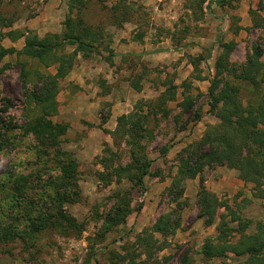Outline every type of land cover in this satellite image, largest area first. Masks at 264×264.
Here are the masks:
<instances>
[{"label":"rangeland","instance_id":"1","mask_svg":"<svg viewBox=\"0 0 264 264\" xmlns=\"http://www.w3.org/2000/svg\"><path fill=\"white\" fill-rule=\"evenodd\" d=\"M189 1L90 0L77 14L76 9L69 13L67 0H0V12L5 20L13 19L12 25L4 28L5 30L30 29L40 36L47 32H60L65 17L70 15L71 18L79 16L83 24L92 29L102 28L104 33V37L96 45L97 53H91L88 57L77 54L73 67L59 82L56 95L58 112L51 117L54 122L66 123L68 126L66 133L59 137V143L78 163V186L82 200L64 204V209L83 222L84 229L81 232L63 234L56 228H47L38 234L32 244H1L0 264H112L110 259L113 253H125L127 249L133 264H182L186 250L190 251L192 264H209L196 252L205 238L216 233L218 219L214 218L205 224V217L199 215L197 198L201 186L215 193L222 202L232 204L236 196L237 202L244 204L241 209L242 216L252 220L247 232L255 230L257 220L264 222V198L252 196L251 183H244L237 177L236 171L232 175L230 169L225 166L204 168L201 174L202 182L199 181V176L186 179L183 184L184 193L175 201L168 193L167 188L176 172V155L190 142L198 140L208 124L218 121L210 113L207 116L209 119H205L204 113H208L206 93L214 73L215 56L220 50L217 40H234L236 47L230 55V60L242 63L252 43H261L264 37V30L251 27L249 14V9L258 8L259 0H231L230 5L223 6L213 2L210 9L200 15L199 19H195L188 8ZM260 1L263 8L258 12L264 16V0ZM115 2L128 7L127 21L121 20L122 8L117 16L114 15L112 6ZM233 17L236 18V25L241 27L236 34L230 28ZM115 18L118 20V26L114 24ZM42 22L45 24L42 25ZM118 29L120 32L117 33ZM3 44L6 47L13 46L7 37ZM20 46L21 42H17L15 48ZM123 46L128 48V51L123 54L124 60L122 59L123 63L120 65V59L117 58L119 53L114 50ZM177 47L181 49H176ZM65 50L71 52L73 47L68 46ZM109 50L112 55L107 60L110 56ZM208 52H211V55L202 60L197 69V72L201 70V74L205 76V79L201 80L204 81V91H201L199 86L192 85L193 78L190 77L194 71L188 59L197 54L205 56ZM262 61L264 62V57ZM22 63L27 70L26 75L23 74ZM3 64L7 66L0 71V115L9 126H19L26 119L25 90L34 87L35 71L54 73L55 70L53 66L44 68L33 59L22 55L17 58L15 54L5 56L0 66ZM114 73H117L119 78H126L131 74L133 81H142L141 87H145L144 93L151 96L150 100L170 84H175L176 100L166 104L170 108L169 116L161 117L160 113L148 115L147 126L152 131V138L147 139L144 147L152 159L151 171H154L155 175H147L144 178V191L134 190L132 193V204H142L141 209L129 214L125 223L114 227L98 242L93 238L101 224L102 216L109 211L113 203L114 192L131 186L126 179L117 182L114 178L104 184L98 178L99 173L103 172L100 159L107 155L103 152L104 148L115 150V146L112 136L100 128L101 123L109 117L113 101L104 99L108 94H101L107 89L106 86L97 90L96 84L106 74L112 79ZM141 73L143 77L138 78ZM183 82L191 84L187 89L188 95L200 94L193 103V109L200 111L197 120H191V110L180 112L176 105V101L183 97ZM240 95L245 102L250 95L249 89L243 86ZM142 110L145 113L148 109L142 107ZM173 116H178L175 121ZM19 131L18 128L9 129L7 133L14 134ZM18 139L15 147L0 150V178L12 168L14 172L30 173L31 179L38 174L43 179L52 178L57 174V169L51 167L49 155L41 159L49 160L41 168L42 172H35L39 160L34 159L35 149L32 148L34 143L31 137L19 134L15 136L14 141ZM163 145H171L165 156L159 154ZM127 149L128 147L121 143L118 156H111V161L115 165L127 163L130 160ZM218 168L223 169L227 180L224 187L217 183L223 175L214 176L210 172ZM244 200L250 201L245 203ZM171 209L176 210L172 220L179 216L180 228L166 236L148 231L160 214ZM143 230H147L145 236L149 238L152 233L153 238L158 240L155 247H161L159 250L152 247L150 256L143 247L133 243L136 235ZM241 258L215 260L217 264H223Z\"/></svg>","mask_w":264,"mask_h":264},{"label":"trees","instance_id":"2","mask_svg":"<svg viewBox=\"0 0 264 264\" xmlns=\"http://www.w3.org/2000/svg\"><path fill=\"white\" fill-rule=\"evenodd\" d=\"M90 0H67L69 13L76 9L80 13ZM218 6L231 4V0H190L188 8L191 9L195 19H199L205 11L210 9L211 3ZM117 3V4H116ZM257 9H249L251 27L264 30V16L258 11L263 8L259 0ZM127 21L129 9L118 2L112 6L114 15L118 13ZM113 15V16H114ZM11 18V17H10ZM13 19L5 20L0 12V63L7 55L15 54L18 57L25 56L37 61L44 68L54 67V73L36 70L34 87L25 90L24 111L26 119L22 125L9 126L0 115V150L15 147L19 141L16 135L30 136L34 145V159L37 162L35 172H42L41 168L49 160H41L49 155L51 167L57 169V174L49 179L37 177L30 178V173L14 172L7 170L0 178V245L11 242L33 243L38 234L47 228H56L61 233L81 232L84 224L64 209V204L77 203L82 200L78 186V163L73 155L60 147L59 137L67 130L66 123L54 122L51 117L58 112L56 95L59 91V82L65 78L73 67L77 54L88 57L91 53H97L96 45L104 37L103 29H92L83 24L79 16L71 18L67 15L63 21L60 32H47L40 36L30 29L12 30L10 27ZM116 26L118 20H114ZM231 30L237 33L241 28L236 25V18H231ZM12 40L24 37V44L20 49L13 46L6 47L4 38ZM139 37V36H138ZM137 39H140L138 38ZM219 51L214 60V73L209 80L206 96L208 98V113L214 115L218 121L208 124L203 135L190 142L176 155V172L172 177L167 190L175 201L184 193V182L188 178L199 176L202 182L204 168L225 166L237 172V177L244 183H251L252 196L264 198V37L260 42H254L250 50L246 51L245 60L242 63L232 62L230 55L236 47V42L217 40ZM72 46L73 50L67 52L66 47ZM176 49H181L177 47ZM110 59L112 51L109 50ZM211 52L205 56L197 54L189 57L193 67L191 79L204 80L201 70L197 72L199 63L209 58ZM125 56V55H124ZM124 60V59H123ZM7 64L0 66L2 71ZM23 74L27 70L22 63ZM196 71V72H195ZM131 75V74H130ZM128 75L130 85L137 91L141 90L140 82L133 81ZM143 77L142 73L138 78ZM103 89L105 81L98 82ZM188 82L182 83L183 97L176 101L180 112L191 110L193 119L200 117L199 109H193L195 99L200 95H188ZM246 86L250 95L245 102L241 97V89ZM175 84H170L153 100L141 99L136 102L131 112L119 115L116 118V126L108 130L101 123L103 132L112 136L115 150L104 148L106 156L101 157L100 163L103 172L98 178L104 184H108L114 178L117 182L126 179L131 183L128 189L115 191L113 203L110 209L102 217L101 224L93 238L100 242L107 232L114 227L126 222L129 214L139 211L142 204H132L134 190L144 191L147 175H155L151 171L152 159L149 158L144 144L152 138V131L148 128L149 113L161 117H167L170 108L168 101L176 100ZM107 88V87H106ZM108 89V88H107ZM101 93L104 95L108 90ZM0 97V102H1ZM142 107H147L144 113ZM2 109L0 108V113ZM33 113V114H32ZM158 115V114H157ZM173 120L178 116H173ZM174 120V121H175ZM104 121V120H103ZM19 129V133H7L9 129ZM121 143L128 147L130 160L125 164H114L110 157H117ZM31 148V149H32ZM171 145H163L159 154L165 156ZM50 167V168H51ZM39 201H42L39 203ZM199 215L205 217V224L214 218L218 219L216 233L205 238L197 254H200L205 262L219 258L242 257L237 261L229 260L223 264H264V222L257 220L255 230L247 232L252 222L251 219L242 216L241 209L244 204L237 202L236 196L232 204L222 202L215 193L201 186L198 191ZM246 201L250 200H244ZM178 205V203H177ZM176 210L160 214L148 231L159 232L162 236L173 234L180 228L179 216L172 220ZM234 223V224H233ZM147 230H143L134 240V244L144 248L150 256L152 247H155L157 239L152 233L149 238L145 236ZM159 250L161 247L156 246ZM125 253L114 252L110 261L112 264H133ZM182 264H192L190 251L184 253Z\"/></svg>","mask_w":264,"mask_h":264},{"label":"crops","instance_id":"3","mask_svg":"<svg viewBox=\"0 0 264 264\" xmlns=\"http://www.w3.org/2000/svg\"><path fill=\"white\" fill-rule=\"evenodd\" d=\"M42 25L45 24L44 22L41 23ZM46 31V30H45ZM120 32V29L117 30V33ZM8 38V37H7ZM5 39V38H4ZM10 40V44L13 45V47H16V43L17 42H21V46L20 48L23 46L24 44V37H20L18 39L12 40L10 38H8ZM18 48V49H20ZM17 49V48H16ZM126 51H128V48L126 47H119L118 49L116 48L114 50V52L119 53L117 55V58H119V62L118 64L122 65L123 63V57H124V53H126ZM264 57V54L263 56ZM109 75L106 74L104 76V81H105V85L108 88V91L106 94L107 97H104L105 100L107 101H113V104L111 105V110H110V114L108 119L103 123V127L107 128L108 130H113L116 124V118L119 115L122 114H127L129 112H131L134 108V105L136 104L137 100H141L142 99H149L151 98V96L149 94L144 93L145 91V87L142 86L141 90L137 91L135 90L131 85L129 80L126 78H123V76H121V78L118 77L117 73H114L112 79L108 78ZM198 79H193V83L192 85H197L200 87L201 91H204V84L202 86V82ZM142 81L140 82V85H142ZM201 83V84H200ZM81 85V84H80ZM97 86V90H99V85L96 84ZM201 85V86H200ZM99 100V99H98ZM206 118L205 119H209L207 118V116L209 115V113L204 112ZM211 174H213L214 176H218V175H223L224 171L223 169H213L212 171H210ZM229 172L234 173V170L230 169ZM230 174V173H229ZM220 187H224V185H227V180L225 179V176L223 175L221 178H219L218 182ZM209 264H217V261L215 259L209 260Z\"/></svg>","mask_w":264,"mask_h":264}]
</instances>
